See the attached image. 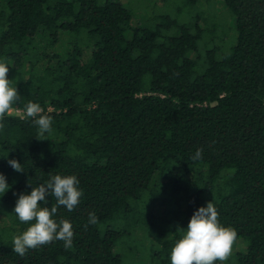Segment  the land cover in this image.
Instances as JSON below:
<instances>
[{"label":"trees","instance_id":"1","mask_svg":"<svg viewBox=\"0 0 264 264\" xmlns=\"http://www.w3.org/2000/svg\"><path fill=\"white\" fill-rule=\"evenodd\" d=\"M222 1L237 33L225 52L202 49L196 22L135 20L120 1L3 0L0 61L21 98L0 129V264H124L118 244L136 230L170 259L177 226L209 201L249 241L238 264H264V0ZM29 101L51 133L38 135ZM54 175H76L84 193L54 217L73 225V246L20 256L12 240L30 224L14 213L19 194Z\"/></svg>","mask_w":264,"mask_h":264},{"label":"clouds","instance_id":"2","mask_svg":"<svg viewBox=\"0 0 264 264\" xmlns=\"http://www.w3.org/2000/svg\"><path fill=\"white\" fill-rule=\"evenodd\" d=\"M8 72L7 63L0 61V129L5 127V117L14 111L13 105L21 98L16 82L7 78ZM43 113L44 109L38 103L29 101L25 106V116L33 118L38 126V135L41 136L53 131L52 117ZM202 153L203 149H198L193 160L201 159ZM8 164L16 172H24L16 159L8 160ZM79 184L76 175H54L46 184L38 187L33 188L29 184L32 187L30 194H19L14 213L20 222L30 226L22 234L13 237L12 250L15 253L25 256L29 249L54 241H63L65 249L73 246V225L67 219L57 220L54 217L60 206L71 212L79 205L84 194ZM9 187L6 177L0 173V194L4 195ZM49 196L56 198V204L51 208L47 206L46 197ZM97 222L96 214L89 213L88 224L95 225ZM176 233L180 234V238L171 249V264H216L217 261L223 264L232 254L237 240V231L220 223L219 213L211 201L207 202L206 207L194 212L186 230L177 226Z\"/></svg>","mask_w":264,"mask_h":264},{"label":"rangeland","instance_id":"3","mask_svg":"<svg viewBox=\"0 0 264 264\" xmlns=\"http://www.w3.org/2000/svg\"><path fill=\"white\" fill-rule=\"evenodd\" d=\"M115 1L122 2L132 12L135 20L147 18L155 22L158 16L167 14L181 25L196 22L208 32L204 40H209V46L206 47L203 41L201 43L203 50L216 47L225 52L235 44L237 33L233 29V19L230 20V12L226 10L222 0H195L193 5L190 3L188 6L185 5L186 0ZM3 8V0H0V9ZM208 34H213L214 37L211 38ZM122 226L115 227L121 229ZM143 236V230H136L120 241L118 250L123 257L124 264H171L167 254L162 253L163 246H158L152 239H145ZM248 244L247 239L237 240L232 254L223 264H238L237 256L246 251ZM216 264H221V262L217 261Z\"/></svg>","mask_w":264,"mask_h":264}]
</instances>
